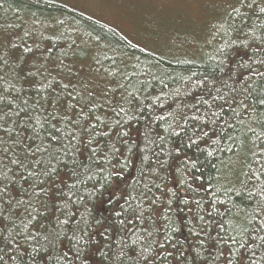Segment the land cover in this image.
<instances>
[{"label": "trees", "instance_id": "16d2710c", "mask_svg": "<svg viewBox=\"0 0 264 264\" xmlns=\"http://www.w3.org/2000/svg\"><path fill=\"white\" fill-rule=\"evenodd\" d=\"M232 1L215 44L159 56L0 0L4 264H264V1Z\"/></svg>", "mask_w": 264, "mask_h": 264}, {"label": "rangeland", "instance_id": "374dc122", "mask_svg": "<svg viewBox=\"0 0 264 264\" xmlns=\"http://www.w3.org/2000/svg\"><path fill=\"white\" fill-rule=\"evenodd\" d=\"M56 1L107 26L135 49L159 56L167 52L194 55L204 42L215 44L227 13L235 9L229 10L232 0Z\"/></svg>", "mask_w": 264, "mask_h": 264}, {"label": "snow or ice", "instance_id": "6c2138e0", "mask_svg": "<svg viewBox=\"0 0 264 264\" xmlns=\"http://www.w3.org/2000/svg\"><path fill=\"white\" fill-rule=\"evenodd\" d=\"M241 2H243V0H241ZM249 6L251 7V5H249ZM260 11L264 12V8H260ZM25 51H30V50L29 49H25ZM259 103L264 105V99H261L259 101ZM53 139H55V137H53ZM37 150H39V149H37ZM92 151L95 152V149H93ZM56 159L58 160V157ZM11 163L17 164V165H19L21 167L23 166L22 162H20L18 160H12ZM49 171L52 172V173H55V172L58 171V169H57L56 165H50ZM47 174L48 173L46 172L45 175H47ZM29 175H31V173H29ZM5 180H9V177H7V175H4L2 178H0V203H4L5 202L4 197L6 195H8L9 199H11L10 193H11L12 189L9 188V184L8 183L4 182ZM10 183L14 184V181H10ZM17 203H20V202L18 201ZM26 238L27 239H32L33 237H26ZM262 239H264V237H262ZM233 242H235V241H233ZM17 243L18 242L15 241V239L9 241V246L12 247L13 253H15L17 251V249H16V244ZM49 243H52V241L49 240ZM161 247H163V245H161ZM33 251L35 252L36 249H33ZM169 255H172V253H169ZM181 255H182V253H181ZM5 258H6L5 255H0V264H4ZM16 258L17 257H16L15 254H13V255L8 257V259H11V260H15Z\"/></svg>", "mask_w": 264, "mask_h": 264}]
</instances>
